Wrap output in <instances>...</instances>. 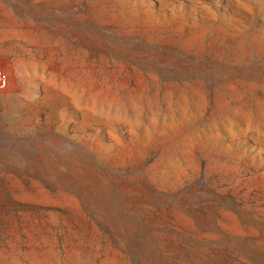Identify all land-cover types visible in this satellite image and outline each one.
Returning <instances> with one entry per match:
<instances>
[{
	"label": "rangeland",
	"instance_id": "rangeland-1",
	"mask_svg": "<svg viewBox=\"0 0 264 264\" xmlns=\"http://www.w3.org/2000/svg\"><path fill=\"white\" fill-rule=\"evenodd\" d=\"M0 264H264V0H0Z\"/></svg>",
	"mask_w": 264,
	"mask_h": 264
},
{
	"label": "built area",
	"instance_id": "built-area-1",
	"mask_svg": "<svg viewBox=\"0 0 264 264\" xmlns=\"http://www.w3.org/2000/svg\"><path fill=\"white\" fill-rule=\"evenodd\" d=\"M6 82H7L6 75L0 73V87H4L6 85Z\"/></svg>",
	"mask_w": 264,
	"mask_h": 264
}]
</instances>
